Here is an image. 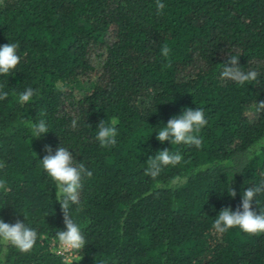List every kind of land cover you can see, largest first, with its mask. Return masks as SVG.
<instances>
[{
	"label": "trees",
	"instance_id": "16d2710c",
	"mask_svg": "<svg viewBox=\"0 0 264 264\" xmlns=\"http://www.w3.org/2000/svg\"><path fill=\"white\" fill-rule=\"evenodd\" d=\"M161 2L157 15L156 0H0V46L18 44L20 57L0 75L9 94L0 100V219L38 235L28 253L9 245L3 264H62L56 233L66 225L42 168L46 145L93 173L70 208L86 241L74 264H264V234L213 228L221 209L235 211L264 183V147L250 153L264 139V0ZM230 55L257 81L221 79ZM29 87L36 95L19 104ZM186 108L204 110L202 146L157 140ZM41 119L49 131L32 138L26 124ZM112 119L117 143L102 148L97 125ZM165 148L182 162L153 180L146 161ZM252 208L264 210V192Z\"/></svg>",
	"mask_w": 264,
	"mask_h": 264
},
{
	"label": "clouds",
	"instance_id": "9594fccd",
	"mask_svg": "<svg viewBox=\"0 0 264 264\" xmlns=\"http://www.w3.org/2000/svg\"><path fill=\"white\" fill-rule=\"evenodd\" d=\"M165 7L166 5L161 0H156L157 15L163 14ZM17 48L18 44L16 43H6L0 46V75H8L19 64L20 57L17 54ZM170 53L171 49L167 45L162 46L161 55L164 58L168 59ZM238 57V55L229 56L228 61L222 66L221 79L233 81L241 86L246 82L250 84L257 81L259 73L254 70L243 71L239 67ZM229 64L231 66H228ZM165 67H171L170 59H168ZM8 95V92L0 87V100L7 99ZM35 95V90L29 87L18 95L17 102L24 105L30 102ZM261 110H264V101L257 102L256 111ZM117 123L118 121L115 119L108 123L101 120L97 125L96 140L99 141L102 148L116 145ZM207 123L202 108H186L180 115L170 118L167 124L157 132L156 138L161 143L169 141L173 145L183 144L188 147L200 148L202 139L199 133ZM72 125L73 127L76 126V120L72 121ZM26 126L30 129L32 138L42 137L49 131L44 119L39 120V122H27ZM261 147H264V139L257 141L250 149V153L252 151L258 152ZM45 151L48 154L40 159L42 168L54 182L56 200L60 202L64 224L66 225V230L56 233L57 254L63 257L62 264H74L76 253L84 249L86 241L80 227L72 219L70 208L72 205L80 204V191L83 187V181L91 178L93 173L84 163H75L73 153L65 147L59 146L55 154H52L51 147L46 145ZM182 159L183 156L179 151L171 152L168 148L159 150L155 155L148 157L144 174L156 180L164 168L169 165L176 166L182 162ZM3 167L4 164L0 163V168ZM161 186L157 185V187ZM163 186L173 188L177 186V180L173 179L168 185ZM0 190L8 191L5 180H0ZM262 192H264V183L248 187L242 194L240 207L235 211H232L230 207L220 210L213 222L214 230L219 234H223L232 228H238L248 235L259 236L264 234V210H261L258 214L252 208L255 197ZM228 194L235 197L236 191L230 188ZM37 238L36 230L26 225L25 222L17 220L14 224H10L0 219V264H3L7 256L9 245L21 253H28L33 249Z\"/></svg>",
	"mask_w": 264,
	"mask_h": 264
},
{
	"label": "rangeland",
	"instance_id": "374dc122",
	"mask_svg": "<svg viewBox=\"0 0 264 264\" xmlns=\"http://www.w3.org/2000/svg\"><path fill=\"white\" fill-rule=\"evenodd\" d=\"M75 256H77V254Z\"/></svg>",
	"mask_w": 264,
	"mask_h": 264
}]
</instances>
